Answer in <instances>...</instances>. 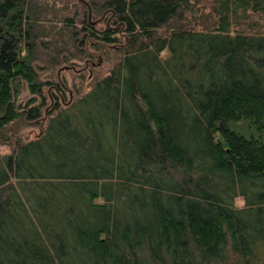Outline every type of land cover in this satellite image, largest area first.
<instances>
[{"label": "trees", "instance_id": "1", "mask_svg": "<svg viewBox=\"0 0 264 264\" xmlns=\"http://www.w3.org/2000/svg\"><path fill=\"white\" fill-rule=\"evenodd\" d=\"M211 1L0 0V264H264V0Z\"/></svg>", "mask_w": 264, "mask_h": 264}, {"label": "rangeland", "instance_id": "2", "mask_svg": "<svg viewBox=\"0 0 264 264\" xmlns=\"http://www.w3.org/2000/svg\"><path fill=\"white\" fill-rule=\"evenodd\" d=\"M44 3H55L57 8L65 7L66 14H73L74 10L81 9L83 7V3H80L79 0H41ZM211 0H197L198 5V14L208 13L210 11ZM95 23V27L99 29H103L105 27V23L100 20H92ZM263 25L264 19L260 20ZM114 62V58L110 60H102L100 62L94 63L90 67H83L82 62H77V65L72 67H61L56 71H43L41 72V78L44 80H54L64 79V99L61 102L62 107L66 104V102L73 100L84 93L88 92L93 82L96 79L102 78L107 75L109 70L112 67ZM41 64V63H40ZM27 91L23 92L21 95V99H25L28 97ZM46 120L41 121L40 126H30L24 128L22 130L23 137L26 140H32L38 137L45 126ZM10 152V147L6 144H0V154H7ZM237 206H243V200L241 198H236L235 200Z\"/></svg>", "mask_w": 264, "mask_h": 264}]
</instances>
